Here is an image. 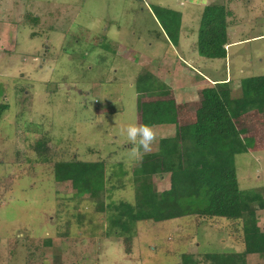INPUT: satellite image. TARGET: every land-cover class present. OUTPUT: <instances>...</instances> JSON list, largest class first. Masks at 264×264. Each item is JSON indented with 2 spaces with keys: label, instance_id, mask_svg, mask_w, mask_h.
I'll return each instance as SVG.
<instances>
[{
  "label": "rangeland",
  "instance_id": "rangeland-1",
  "mask_svg": "<svg viewBox=\"0 0 264 264\" xmlns=\"http://www.w3.org/2000/svg\"><path fill=\"white\" fill-rule=\"evenodd\" d=\"M212 1L233 10L234 22L226 57L202 56V72L228 78L238 96L244 79L264 75V0ZM194 2L0 0V103L8 105L0 120V264H264L244 252L240 220L191 212L207 205L204 192L180 200L190 208L180 217L126 220L130 232L113 223L117 203L134 201L138 159L120 131L139 121L133 79L184 55L154 9L181 13L193 51L201 13ZM237 127L254 141L235 156L238 185L264 197V111ZM71 160L104 163L103 211L69 181L54 180V164ZM168 176H153L156 191L166 190ZM257 216L264 231V209Z\"/></svg>",
  "mask_w": 264,
  "mask_h": 264
},
{
  "label": "trees",
  "instance_id": "trees-1",
  "mask_svg": "<svg viewBox=\"0 0 264 264\" xmlns=\"http://www.w3.org/2000/svg\"><path fill=\"white\" fill-rule=\"evenodd\" d=\"M154 10L156 14L159 12L156 16L167 37L177 43L181 13L162 6ZM230 13L223 3H211L203 8L196 40L199 55L210 59L226 56L224 46ZM134 89L139 124H174V135L160 138L157 151L143 155L133 165L134 201L117 203L113 223L130 232L127 221L160 222L180 217L190 209L181 206L180 200L204 192L207 205L192 208L191 212L240 220L244 252L257 254L264 260V231L258 226L257 216V211L264 209V197L257 190L241 189L235 168V156L247 153L254 144L252 138L242 136L238 121L254 110L264 111V75L244 79L237 97L232 96L224 82L203 88L195 120L187 124L178 121L175 100L167 96L168 86L152 73L141 70ZM7 109V104L0 103V120ZM185 149L191 158L198 160L197 166H187ZM164 173L169 174L170 187L158 192L152 178ZM53 174L57 182L69 181L76 196L88 195L99 211L104 210L100 200L106 181L102 161H59L54 164Z\"/></svg>",
  "mask_w": 264,
  "mask_h": 264
},
{
  "label": "crops",
  "instance_id": "crops-1",
  "mask_svg": "<svg viewBox=\"0 0 264 264\" xmlns=\"http://www.w3.org/2000/svg\"><path fill=\"white\" fill-rule=\"evenodd\" d=\"M211 3H214V1L195 0L194 2L195 5H199L201 7V13H202L203 8L206 5L211 4ZM201 13H200V17H201ZM233 13H234L233 10H231L230 16L228 17V26L230 22L231 23L234 22V19L231 20V18H233ZM200 17H199V22H200ZM181 18H182V15H181ZM228 26H227V40H228ZM198 28H199V25H198ZM198 28H197V31H198ZM186 39H187L186 35L184 34L181 35L180 28H179V36H178L177 42H178L179 48H182V53L184 54L182 55L183 56L182 58L181 57L179 58L178 60L179 64L171 65L170 62L169 63L164 62L162 59H160V63L159 62L152 63L151 65L147 66V69H145L148 72L152 73L162 83L168 86L169 90H168L167 96L175 100V103L177 106V119L180 123H184V124L192 123L195 120V111L199 105V101L201 99V90L203 88L213 86L216 83L224 82L228 84L230 81L228 80V78H225V79L214 78L213 79V78H210L207 73L202 72V69L206 68L205 67L206 62L202 60L203 57L201 55H197L198 52L196 49V41H195L196 50L192 51L191 49H188L189 45H185V43L187 42ZM196 40H197V37H196ZM227 47H228V43L224 46V48L227 50ZM186 53L188 57H186ZM207 59H210V58H207ZM216 59H223V58H216ZM210 60H213V59H210ZM182 64L185 66L183 67ZM191 64L193 65L196 64V66L195 65L193 66ZM136 76L137 75H135L133 79V85H134ZM233 97H237V95ZM136 115L138 117V114ZM137 123L139 124L140 121H138ZM151 127H153L156 130L157 135H158V140L162 137H168V136L174 135V124H160V125H155ZM157 149H155L154 151H157ZM184 160L188 164L190 162L196 161V159L191 158L187 149H185ZM157 175L166 176L169 174L164 173V174H157ZM169 179H170L169 176L168 178L166 177L164 178L165 181L168 180L169 182V186L165 188L166 190L170 187Z\"/></svg>",
  "mask_w": 264,
  "mask_h": 264
},
{
  "label": "clouds",
  "instance_id": "clouds-1",
  "mask_svg": "<svg viewBox=\"0 0 264 264\" xmlns=\"http://www.w3.org/2000/svg\"><path fill=\"white\" fill-rule=\"evenodd\" d=\"M120 131L133 145L129 153L132 158L142 159L143 155L150 154L158 141L156 130L147 124L129 123L121 126Z\"/></svg>",
  "mask_w": 264,
  "mask_h": 264
}]
</instances>
